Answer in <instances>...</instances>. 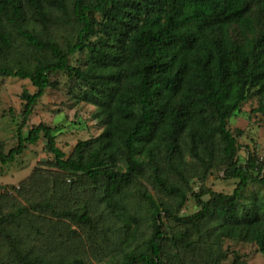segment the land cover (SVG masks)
Here are the masks:
<instances>
[{"label":"trees","instance_id":"obj_1","mask_svg":"<svg viewBox=\"0 0 264 264\" xmlns=\"http://www.w3.org/2000/svg\"><path fill=\"white\" fill-rule=\"evenodd\" d=\"M58 73L94 106L101 127L68 155L52 127L27 122ZM1 77L28 79L35 90L20 94L17 142L5 152L0 140V163L42 137L55 175L40 191L25 187L37 198L25 196L26 204L0 193V264H83L78 256L44 260L24 247L43 216L60 221L72 250L82 234L101 230L103 216L121 222L120 258L105 264H167L196 244L202 264H220L227 239L253 244L264 258V195H245L250 183L264 186V174L251 154L237 161L228 128L251 96L264 115V0H0ZM189 158L204 170L220 165L236 180L233 191H193ZM133 192L144 217L130 211ZM189 194L198 209L182 214ZM143 225L141 244L127 249Z\"/></svg>","mask_w":264,"mask_h":264},{"label":"rangeland","instance_id":"obj_2","mask_svg":"<svg viewBox=\"0 0 264 264\" xmlns=\"http://www.w3.org/2000/svg\"><path fill=\"white\" fill-rule=\"evenodd\" d=\"M53 79L57 81L58 85L45 90L34 106L27 122L29 126L41 122L52 127L56 134V145L65 155H68L78 140L98 134L101 127L98 121L93 118L94 106L79 101L76 98L77 90L69 92L67 77L63 73H58L54 75ZM24 89L29 92L35 90L28 79L0 78V140L3 142L5 152L14 147L17 142L15 134L18 123L21 121L23 103L20 94ZM255 106L256 98L251 96L242 104L240 111L229 118L228 128L236 136L239 146L237 161L244 164L248 155L251 154L256 159V168L261 166V173L264 174V115L254 112ZM23 132L27 133V128L24 127ZM43 147L44 140L41 137L34 144H26L22 153L16 156L13 162L5 165L0 163V193L11 194L18 198V203L22 204H26V199L29 197L37 199L33 193L26 189L34 188V190L40 191L44 177L55 175L54 169L49 163L52 155L45 152ZM190 163L185 171V176L193 191L202 188H210L223 193L233 191L236 180L225 178L220 165L204 170L191 159ZM37 174H39V178L36 177ZM251 193L264 195V186L250 183L245 190V195L249 196ZM25 196L26 199H24ZM202 197L207 199L208 195L204 194ZM126 201L131 207L132 213L143 217L148 214L147 207L134 192L126 198ZM197 209L194 199L189 194L181 213L191 214ZM34 220L29 229L32 236L29 237L27 234L24 237L26 239L24 247L29 249L32 255H38L44 260L56 257L68 259L78 256L82 259L83 264H105L107 260L118 261L120 258L117 253L120 251V242L126 234L121 232L123 224L111 216L106 215L100 219L101 230L96 235L82 234V243H78V246L73 250L71 247L76 243L62 240L59 235V233H68L65 227L59 224L60 221L49 216L37 217ZM71 226L81 234V228L72 224ZM144 229L143 225L140 228L141 232L130 239L127 249L134 248L137 243H140L145 236ZM102 237H105L107 241L106 247L103 246ZM1 247L0 255H4L2 242ZM194 249H196L195 253L187 251L180 260L169 257L167 264H202V258L205 257L204 251L202 252L203 247L196 244ZM221 251L225 256L220 264H231L236 257L238 264H264L262 255L253 244L248 242H235L227 239L222 242Z\"/></svg>","mask_w":264,"mask_h":264}]
</instances>
